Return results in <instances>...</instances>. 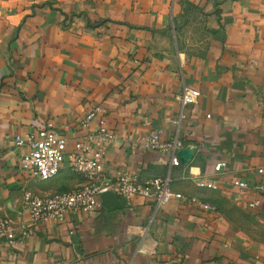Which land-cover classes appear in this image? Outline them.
<instances>
[{"label":"crops","instance_id":"obj_1","mask_svg":"<svg viewBox=\"0 0 264 264\" xmlns=\"http://www.w3.org/2000/svg\"><path fill=\"white\" fill-rule=\"evenodd\" d=\"M185 85L199 90L187 106ZM93 107L92 126L105 121L118 136L105 149L107 177L121 168L142 180L169 175L183 197L157 208L118 196L119 207L103 202L90 214L33 223L26 191L83 183L69 153ZM46 126L68 141L59 173L40 180L21 166L26 147L15 139ZM152 131L181 139L189 158L173 164L171 152L146 146ZM220 161L227 165L216 173ZM260 168L264 0H0V213L16 234L30 229L24 243L0 240V264H264V239L189 200L223 195L264 220V202L247 210L231 186L264 181ZM202 178L219 189L200 187ZM257 196L251 189L245 200Z\"/></svg>","mask_w":264,"mask_h":264},{"label":"built area","instance_id":"obj_2","mask_svg":"<svg viewBox=\"0 0 264 264\" xmlns=\"http://www.w3.org/2000/svg\"><path fill=\"white\" fill-rule=\"evenodd\" d=\"M198 96V89L185 85L181 94L182 105L187 106L194 103ZM98 112L99 108L93 107L81 120L80 125L85 128V132L77 139L74 148L69 153V167L83 178V183L74 189L44 196L26 191L23 200L33 223L50 219L63 222L70 212L90 214L103 206L101 194L109 190L126 200L137 196L150 199L157 208L168 202L173 195L183 197L181 193L172 191V179L169 175L142 180L137 173L121 168L113 177H107L104 170L105 149L116 141L118 136L105 121H100L97 127L92 126ZM147 124L151 125V121ZM144 139L146 146L159 151L171 152L172 163H179L178 151L184 145L181 139L162 140L160 131H152ZM67 141L66 136L51 126L42 127L36 133L26 134L25 137L17 136L15 139L17 147H26L21 156V166L29 171L32 177L40 180L54 178L59 173L64 160ZM226 165V161L218 162L214 167L215 172L224 171ZM263 171V168L259 169L260 173ZM197 183L200 187L207 189H219L218 182L211 178L199 179ZM231 186L237 189L233 195L234 199L243 203L247 210L254 211L263 205L264 181L250 183L248 180L236 178L232 180ZM251 189L258 196L245 200L246 192ZM189 200L202 208L216 209L215 206L199 197H189ZM29 234L28 227H23L20 234H16L9 216L0 213V240L7 239L11 243H24ZM158 264H173V261L166 260Z\"/></svg>","mask_w":264,"mask_h":264},{"label":"rangeland","instance_id":"obj_3","mask_svg":"<svg viewBox=\"0 0 264 264\" xmlns=\"http://www.w3.org/2000/svg\"><path fill=\"white\" fill-rule=\"evenodd\" d=\"M208 198L209 199L206 200V202L215 206L224 214L226 219L238 225L241 230H245L247 233L249 232V234L256 239H264V220L243 212L233 200L228 199L223 195L216 197L211 194Z\"/></svg>","mask_w":264,"mask_h":264},{"label":"water","instance_id":"obj_4","mask_svg":"<svg viewBox=\"0 0 264 264\" xmlns=\"http://www.w3.org/2000/svg\"><path fill=\"white\" fill-rule=\"evenodd\" d=\"M178 154L181 158V160L184 162L186 161L189 156L191 155V151L190 149H185L182 148L178 151ZM102 198H103V202L109 206L110 204L112 205H116V206H121V200L119 199V197L113 192V191H105L102 193Z\"/></svg>","mask_w":264,"mask_h":264}]
</instances>
